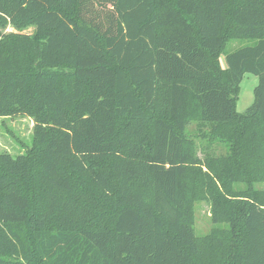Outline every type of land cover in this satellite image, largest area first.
<instances>
[{"label": "trees", "instance_id": "16d2710c", "mask_svg": "<svg viewBox=\"0 0 264 264\" xmlns=\"http://www.w3.org/2000/svg\"><path fill=\"white\" fill-rule=\"evenodd\" d=\"M16 116L33 141L0 154V264H264V0H0Z\"/></svg>", "mask_w": 264, "mask_h": 264}, {"label": "rangeland", "instance_id": "374dc122", "mask_svg": "<svg viewBox=\"0 0 264 264\" xmlns=\"http://www.w3.org/2000/svg\"><path fill=\"white\" fill-rule=\"evenodd\" d=\"M36 27H26L22 32L33 34ZM5 32H17L13 27H8ZM256 41L235 40L227 46V53H231L245 46L255 45ZM223 67H226L225 55L221 57ZM259 83V78L253 74H246L240 85L239 99L237 102V111L244 113L254 102V89ZM33 121L28 117L16 116L12 118L0 117V154L9 153L12 156H18L26 153V148L32 146L33 141ZM202 130L199 125L192 123L188 127V134L195 139L197 151L196 156L203 161L205 158L206 142H201ZM218 153H224V147L220 145L213 146ZM205 169V168H204ZM206 170V169H205ZM243 186V185H241ZM241 186L238 187L241 188ZM244 187V186H243ZM257 189H263V183L254 185ZM194 228L198 237L208 235L214 228L212 222V206L208 199L196 201L194 205Z\"/></svg>", "mask_w": 264, "mask_h": 264}]
</instances>
